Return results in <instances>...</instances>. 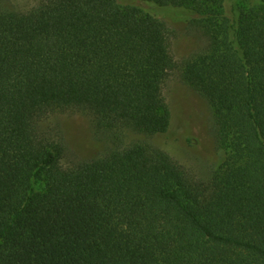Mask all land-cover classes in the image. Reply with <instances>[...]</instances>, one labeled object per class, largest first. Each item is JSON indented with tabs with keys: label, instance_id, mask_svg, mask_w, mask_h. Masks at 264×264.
<instances>
[{
	"label": "trees",
	"instance_id": "16d2710c",
	"mask_svg": "<svg viewBox=\"0 0 264 264\" xmlns=\"http://www.w3.org/2000/svg\"><path fill=\"white\" fill-rule=\"evenodd\" d=\"M170 22L205 39L179 62ZM173 70L212 112L199 171L155 140ZM74 110L105 148L66 166L40 123ZM0 264H264V0H0Z\"/></svg>",
	"mask_w": 264,
	"mask_h": 264
},
{
	"label": "rangeland",
	"instance_id": "374dc122",
	"mask_svg": "<svg viewBox=\"0 0 264 264\" xmlns=\"http://www.w3.org/2000/svg\"><path fill=\"white\" fill-rule=\"evenodd\" d=\"M43 0H7L18 11H29ZM233 2H230V4ZM238 11L260 4V0H234ZM174 32L172 54L178 62L189 56L205 39L191 32L182 22H170ZM164 96L173 118L170 131L156 137V142L185 167L199 171L203 166L220 159L212 136V112L207 102L193 89L182 83L179 72L173 70L164 86ZM93 115L84 110L47 114L41 120L42 131L52 137L61 134L68 146L63 159L67 166L72 159H91L104 151V143L94 136Z\"/></svg>",
	"mask_w": 264,
	"mask_h": 264
}]
</instances>
